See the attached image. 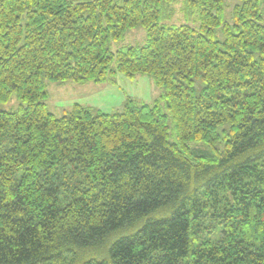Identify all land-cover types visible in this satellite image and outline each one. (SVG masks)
Segmentation results:
<instances>
[{
    "label": "trees",
    "instance_id": "obj_1",
    "mask_svg": "<svg viewBox=\"0 0 264 264\" xmlns=\"http://www.w3.org/2000/svg\"><path fill=\"white\" fill-rule=\"evenodd\" d=\"M227 1L0 0V264H264V0ZM117 74L163 94L44 102Z\"/></svg>",
    "mask_w": 264,
    "mask_h": 264
},
{
    "label": "rangeland",
    "instance_id": "obj_2",
    "mask_svg": "<svg viewBox=\"0 0 264 264\" xmlns=\"http://www.w3.org/2000/svg\"><path fill=\"white\" fill-rule=\"evenodd\" d=\"M72 1H92V0H72ZM235 0L227 1L224 8L225 20H231L232 5ZM146 35L142 27H137L128 31L122 41L111 42V51L125 49L128 47H141L145 44ZM113 82L88 83L76 85L70 81L63 83L47 82V97L45 104L50 112L55 116H62L64 112L69 111L74 104L98 110L103 113H113L122 111L128 98L133 99L139 104L152 105L153 102L160 99L163 91L157 87L151 77L138 74L134 78H127L124 75L117 74ZM202 82H196V93L199 94L202 88ZM18 103L12 99L6 105H2L5 110L16 108ZM165 114L167 111L164 110Z\"/></svg>",
    "mask_w": 264,
    "mask_h": 264
},
{
    "label": "bare ground",
    "instance_id": "obj_3",
    "mask_svg": "<svg viewBox=\"0 0 264 264\" xmlns=\"http://www.w3.org/2000/svg\"><path fill=\"white\" fill-rule=\"evenodd\" d=\"M136 49V48H135ZM112 76H114V74L112 75ZM98 113V112H97Z\"/></svg>",
    "mask_w": 264,
    "mask_h": 264
}]
</instances>
